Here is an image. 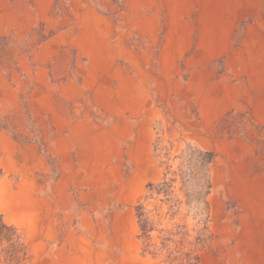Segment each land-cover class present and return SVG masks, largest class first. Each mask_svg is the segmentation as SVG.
Listing matches in <instances>:
<instances>
[{"label": "rangeland", "instance_id": "374dc122", "mask_svg": "<svg viewBox=\"0 0 264 264\" xmlns=\"http://www.w3.org/2000/svg\"><path fill=\"white\" fill-rule=\"evenodd\" d=\"M0 170L18 264H110L131 176L143 264H264V0H0Z\"/></svg>", "mask_w": 264, "mask_h": 264}, {"label": "crops", "instance_id": "0c3cea01", "mask_svg": "<svg viewBox=\"0 0 264 264\" xmlns=\"http://www.w3.org/2000/svg\"><path fill=\"white\" fill-rule=\"evenodd\" d=\"M133 146V151H131L130 146H128L127 149L129 156L127 159L130 163L132 162V164L136 165L140 159L150 163V145H142L143 148L141 150L139 149L140 147H138L139 145ZM145 149L147 150L146 153L144 151ZM141 153L142 155H140ZM144 181L145 179H133L132 176L130 177V193L128 195H116V200L114 202L117 203L118 201V203L121 202L122 204L114 205L110 212L111 215L105 219V222L108 223H103L104 226L106 225L105 227L111 228L112 232L110 236L117 242L116 247L112 250L113 257L108 261L110 264H143L142 260L145 259V255L142 254L140 242L138 241L136 206L139 204L140 189ZM135 184L138 185L136 186ZM97 209L98 207L87 209L84 206L83 209L80 208V214L97 213ZM90 221L96 224H92V228H97L96 226L101 220L98 218H93L92 220L91 218Z\"/></svg>", "mask_w": 264, "mask_h": 264}, {"label": "trees", "instance_id": "16d2710c", "mask_svg": "<svg viewBox=\"0 0 264 264\" xmlns=\"http://www.w3.org/2000/svg\"><path fill=\"white\" fill-rule=\"evenodd\" d=\"M211 153L205 152V158L207 163L211 161ZM0 176H1V170H0ZM169 183L166 179L159 182L155 185V192L156 193H164V196L168 197V188ZM206 187H209V184L207 183ZM151 188V186H150ZM166 197V198H167ZM203 203L206 205V201H203ZM143 206L137 205L136 211H137V217L138 222L140 224V228L142 231V236L144 233H146V221L142 218L143 216ZM25 256V248L24 243L22 240V236L18 233V230L13 225L7 224L4 220L2 215L0 214V264H18L20 263ZM196 261H198V257L194 258Z\"/></svg>", "mask_w": 264, "mask_h": 264}]
</instances>
